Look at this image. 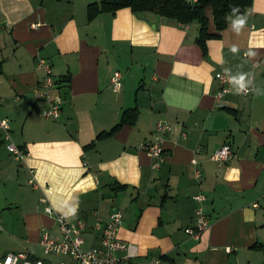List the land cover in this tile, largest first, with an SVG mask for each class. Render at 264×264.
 <instances>
[{"label":"crops","instance_id":"1","mask_svg":"<svg viewBox=\"0 0 264 264\" xmlns=\"http://www.w3.org/2000/svg\"><path fill=\"white\" fill-rule=\"evenodd\" d=\"M91 2L99 0H0V119L27 154L15 160L0 131V259L25 253L71 262L39 246L43 234L61 240L49 206L86 222L83 248L100 245L97 217L121 210L117 237L132 254L125 264H264V0H251L239 35L230 19L216 32L206 9L216 36L205 53L196 21L181 25L151 12L139 19L129 8L89 20ZM41 59L52 68L57 120L44 119L47 103L32 95ZM116 71L119 92L110 86ZM238 71L251 73L261 94L240 96L230 85L217 100L215 74ZM123 116L119 130L97 139ZM161 121L171 129L153 169L139 145L152 141ZM224 144L233 157L220 167L210 155ZM199 193L210 228L195 240L185 229L194 225Z\"/></svg>","mask_w":264,"mask_h":264},{"label":"built area","instance_id":"2","mask_svg":"<svg viewBox=\"0 0 264 264\" xmlns=\"http://www.w3.org/2000/svg\"><path fill=\"white\" fill-rule=\"evenodd\" d=\"M34 26V25H32ZM37 68L42 72L43 77L32 89V95L36 100L45 101L46 107L42 111V117L47 120H57L61 114V107L59 102L51 98V89L54 85L52 75V68L50 63L41 59L38 61ZM229 76L223 72L215 74V79L219 84L220 90L216 95L217 100L230 92V84L228 82ZM253 79V77L251 76ZM122 77L119 72H113L110 78V86L113 92H119L121 89ZM254 87V83L252 85ZM252 91L247 94H240V96L250 95ZM171 129L167 122H157L153 131L152 141L142 143L139 145V150L146 152L152 159L153 169H157L164 161L162 143L165 136ZM0 131L2 140L6 150L14 157L15 160L21 161L27 154L25 150L16 147L10 140L9 122L7 119H0ZM233 157V150L227 144L222 145L218 150L210 155V159L216 161L221 167L226 164ZM191 164L195 165L196 161L191 160ZM33 174V171L30 170ZM195 177H201L200 171L196 170ZM29 184H35L34 178L29 180ZM205 196L201 193L193 196L196 203L194 209V225L192 228L185 229V232L195 240H198L201 235L210 228V222L203 210V203ZM42 202H46L45 199ZM45 212L52 214L55 218L57 226L61 233V240L56 241L49 236L43 234L39 240V246L43 255L65 256L71 262H58L51 260L30 259L25 253H8L0 259V264H125L126 260L132 255L130 253V246L125 245L119 241L117 231L121 225L123 212L119 209H113L106 219L97 217L93 226V230L100 233V245L97 247L91 246L83 248L84 239L82 234L86 230V222L83 219L70 220L64 215L54 213L51 207L46 206ZM1 229V220H0ZM117 251H126L125 258H118ZM146 264H170L161 259H151Z\"/></svg>","mask_w":264,"mask_h":264},{"label":"trees","instance_id":"3","mask_svg":"<svg viewBox=\"0 0 264 264\" xmlns=\"http://www.w3.org/2000/svg\"><path fill=\"white\" fill-rule=\"evenodd\" d=\"M186 4L184 0H99L98 3L91 2L87 6V17L92 20L100 12H115L122 8H129L133 13L151 12L158 14L162 18L173 19L178 24L187 25L196 21L199 25L196 43L203 53L206 52V41L215 37L209 33V20L206 9L210 8L211 17L216 32L222 31L228 24L226 17L231 16L233 6L240 9L243 14L250 6L251 0H189ZM126 122L123 116L120 123L109 132L98 135L97 139H102L113 135L120 126ZM116 190V188H113Z\"/></svg>","mask_w":264,"mask_h":264},{"label":"clouds","instance_id":"4","mask_svg":"<svg viewBox=\"0 0 264 264\" xmlns=\"http://www.w3.org/2000/svg\"><path fill=\"white\" fill-rule=\"evenodd\" d=\"M231 16L226 17V19L231 20V28L232 30L239 35L241 31L244 29V27L247 24V16L245 14L240 13V9L238 7L233 6L230 10ZM230 51L233 54H237L239 52V48L236 46H233ZM256 55L253 51H248L245 53V56H254ZM240 67V66H238ZM252 74L238 71L236 75H229L228 82L231 85V91L234 94H247L249 91H252L256 93L257 95H260V90L252 87L253 85V79L251 78Z\"/></svg>","mask_w":264,"mask_h":264},{"label":"water","instance_id":"5","mask_svg":"<svg viewBox=\"0 0 264 264\" xmlns=\"http://www.w3.org/2000/svg\"><path fill=\"white\" fill-rule=\"evenodd\" d=\"M184 2L186 3V4H189V0H184ZM135 16L137 17V18H139V19H145V15H144V12H138V13H136L135 14Z\"/></svg>","mask_w":264,"mask_h":264},{"label":"rangeland","instance_id":"6","mask_svg":"<svg viewBox=\"0 0 264 264\" xmlns=\"http://www.w3.org/2000/svg\"><path fill=\"white\" fill-rule=\"evenodd\" d=\"M64 259H66V258H64ZM64 259H63V260H64ZM64 261L66 262V261H67V259H66V260H64Z\"/></svg>","mask_w":264,"mask_h":264}]
</instances>
